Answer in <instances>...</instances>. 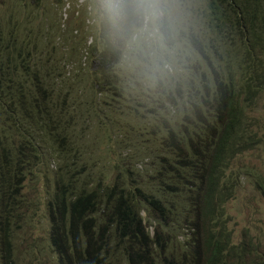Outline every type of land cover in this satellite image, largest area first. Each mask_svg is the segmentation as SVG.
<instances>
[{
	"label": "trees",
	"instance_id": "16d2710c",
	"mask_svg": "<svg viewBox=\"0 0 264 264\" xmlns=\"http://www.w3.org/2000/svg\"><path fill=\"white\" fill-rule=\"evenodd\" d=\"M0 3V231L5 236L26 163L40 162L55 154L54 142L60 146L71 139L82 119L75 95L85 84L82 89L93 92L90 103L106 97L108 105L123 104L116 109L120 115L126 114L124 104L131 105L128 117L137 120L133 125L144 132L143 140L121 147L122 165L112 184L99 176L91 189L71 158L60 169L48 207L58 264H160L158 252L166 254V264H264L252 240L234 244L225 212L244 177H253L254 189L264 194V172L237 162L264 144V119L250 115L264 89V0H199L188 7L187 14L193 11L188 36L178 40L163 17L164 44L173 49L180 43L188 55L181 71L155 72L150 80L154 57L162 51L131 49L145 22L138 0H106L99 36L91 33L97 43L87 50L97 66L65 76L56 72L57 48L46 42L47 30L30 27L31 17L21 18L14 0ZM128 54L136 61L131 65ZM144 212L157 222L154 229L144 222ZM3 243L9 247L11 241ZM183 243L192 256L179 254ZM3 258L14 263L11 253Z\"/></svg>",
	"mask_w": 264,
	"mask_h": 264
},
{
	"label": "rangeland",
	"instance_id": "374dc122",
	"mask_svg": "<svg viewBox=\"0 0 264 264\" xmlns=\"http://www.w3.org/2000/svg\"><path fill=\"white\" fill-rule=\"evenodd\" d=\"M14 2L23 12L21 18L31 17L30 27L38 28L41 25L43 30H47L46 42L52 40L57 48V73L65 76L76 73L81 68L94 69L97 66L96 58L88 54L87 50L97 43V38L95 39L91 33L94 31L98 34L101 30L102 11L106 6V0H14ZM138 2L139 7L144 10L145 22L133 40L135 42L131 44V49L135 46L141 47L145 54L152 47L162 51L158 52L159 56L154 57L155 69L147 74L149 80L153 78L155 72L164 75L171 70L170 74H176L182 70V61L188 52L180 43H176L173 49L164 44L159 27L160 21L163 17L169 20L175 40L180 36L185 38L189 34L188 16L193 12L187 14L188 7L192 4L198 5L199 0H138ZM2 10L3 4L0 3L1 19L4 15ZM72 34L74 43L70 40ZM167 54H170L172 62L167 60ZM128 55L130 65L136 62L131 54ZM143 70L146 71V68ZM84 87L88 85L83 84L82 88ZM82 88L75 95L76 103L82 110V119L74 127L72 135L69 136L71 131L68 133L71 139H66V143L62 140L60 146L54 142L55 148L53 147L52 151L55 154L51 153L40 162L31 159L25 165L23 188L13 203L16 213L9 225V236L0 231V264H5L3 256L9 253L13 264H58V258L51 247L48 207L56 189L55 180L60 169H63L71 158L74 160L73 166L77 168L76 171L88 176L87 183L91 189L97 188L99 176L105 178L102 183L112 184L118 167L122 165L121 147L136 146L143 140L141 136L143 131L134 126L137 120L128 117L131 105L124 104L123 111L126 114L120 115L116 113V109L123 104L108 105L105 102L108 98L102 96L97 97L96 103H90L93 92ZM81 90L84 91L82 95ZM132 93L135 95L134 91ZM250 115L256 119H264V89L257 108ZM147 122L148 119L140 123ZM261 132L264 134V124ZM68 155L70 157H67ZM237 162L257 173L264 172V144L246 153ZM252 179L253 177L243 178L241 185L235 190L234 197L226 204L225 212L234 244L239 247L252 240V243L258 245L260 258L264 262V194L254 189ZM143 217L151 229L157 226V222L146 212L143 213ZM7 239L11 241L9 247L3 243V240ZM184 251H187L189 256L193 254V249L183 243L179 254ZM251 252L254 253V250ZM156 255L160 264H166V254L158 252Z\"/></svg>",
	"mask_w": 264,
	"mask_h": 264
}]
</instances>
